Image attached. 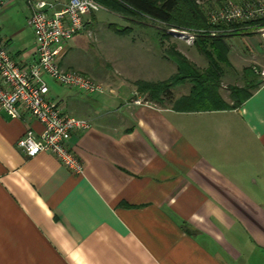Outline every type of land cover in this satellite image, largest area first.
Masks as SVG:
<instances>
[{"label":"crops","instance_id":"0c3cea01","mask_svg":"<svg viewBox=\"0 0 264 264\" xmlns=\"http://www.w3.org/2000/svg\"><path fill=\"white\" fill-rule=\"evenodd\" d=\"M29 1L36 0H3L0 11V41L24 67L36 59ZM97 21L96 13L86 17L60 65L95 73L106 93L82 94L45 77L65 113L91 123L70 140L83 174L49 152L23 155L18 139L43 126L0 108V264H264V89L256 80L252 95L228 109L177 107L191 84L180 95L173 89L182 84L173 87L167 106L136 104L146 95L136 81L167 80L177 65L164 78L173 61L142 23L98 42L114 53L115 67L107 55L105 68L93 66L87 30ZM225 42L223 76L264 65L256 34ZM232 86L228 94L219 88L229 104Z\"/></svg>","mask_w":264,"mask_h":264},{"label":"built area","instance_id":"2783aa9c","mask_svg":"<svg viewBox=\"0 0 264 264\" xmlns=\"http://www.w3.org/2000/svg\"><path fill=\"white\" fill-rule=\"evenodd\" d=\"M0 0V11L3 7ZM30 25L35 43L36 59L28 66L19 64L0 41V108L12 118L30 114L39 121L43 130L37 134L27 129L16 142L17 148L26 157L40 152L53 154L72 172L83 174L84 166L73 151L70 140L74 132L91 127L88 119L65 113L62 101L50 96L45 77H50L58 85L79 90L82 94L106 93V88L87 74L63 69L62 56L67 51V43L85 28L86 17L96 13L102 6L95 0H36L29 1ZM264 12V0L254 3H239L228 0L219 10L210 15V23L246 22L258 18ZM170 35L194 38L195 33L179 28L167 29ZM211 35L218 34L212 30ZM259 76V87L264 89V66L254 68ZM136 104L144 101L136 99Z\"/></svg>","mask_w":264,"mask_h":264},{"label":"trees","instance_id":"16d2710c","mask_svg":"<svg viewBox=\"0 0 264 264\" xmlns=\"http://www.w3.org/2000/svg\"><path fill=\"white\" fill-rule=\"evenodd\" d=\"M109 11L120 16H127L130 10L148 16L162 22L167 26L179 29L194 31L196 49L208 61L206 69H200L193 65L185 56L180 55L174 48L168 50L169 57L176 62L177 72L170 78L159 82L136 81L135 85L141 93H148L152 100H159L160 97L171 99V89L187 81L191 83L190 93L181 97L175 102L177 107L186 110L205 109H228L240 106L252 95L257 87L255 74L252 67H245L242 71L245 79L243 87H230L232 103H226L219 92L220 80L224 74V66L228 64V45L225 42L226 36L236 33H227L228 28L245 31L246 26L264 25V12L256 19L246 22H231L229 24L210 23L197 0H95ZM222 3L225 0H216ZM243 2V3H254ZM110 27H113L110 25ZM115 27V26H114ZM219 30L216 35H211L210 30ZM222 29V31H221ZM234 30V31H236ZM237 30V31H238ZM221 31V32H220ZM116 33H127V28L115 29ZM223 32V33H222ZM165 35V32H163Z\"/></svg>","mask_w":264,"mask_h":264},{"label":"rangeland","instance_id":"374dc122","mask_svg":"<svg viewBox=\"0 0 264 264\" xmlns=\"http://www.w3.org/2000/svg\"><path fill=\"white\" fill-rule=\"evenodd\" d=\"M197 1H198L199 5H201L204 13L206 14L207 19H210V15L213 12L222 8V6H224L228 0H225L222 3H218L216 0H197ZM235 1L239 2V3L248 2V1L252 2V0H235ZM126 15L127 16H125V17L120 16L114 12L109 11L104 6H102V8H100L96 12V16H97L98 21H97L96 25L94 24L93 27H90L87 30L88 31V33H87V41H88V44H87V62L89 61L90 64H92L95 67H98L101 69L105 68V64H106L105 55H107V54H104L102 49L99 48L98 42L101 41V43H102V42L106 41L107 38L109 37V35H111V33L114 32L115 29L118 30V29L127 28V33H119V34H128V33H130L131 29H134L135 32L143 30L142 27H140V25L142 23H146V24H148V26H146L145 31L150 33V37H151L152 33H154V31L156 33V45L155 46H156L157 51H159V49H160L161 52H168V49L173 47L175 51H177L180 55L185 56L193 65L198 66L200 69H203L207 66V64H208L207 59L200 52H198V50L196 49V46H195L196 39H197L196 36H194V38L178 37L175 35H170L168 33L169 38H166V40H162V36L159 38L157 36V32L158 31L164 32L163 30H165L166 31L165 33H167V29L169 30L170 28H174L173 26L169 27L162 22L154 20V19H152L148 16H145L143 14L137 13L133 10H130L128 12V14H126ZM220 23H223V22H220ZM110 25L113 27H110ZM246 28L247 29L245 31L244 30L243 31L238 30L240 28L237 29L238 31L236 29L232 30V29L228 28L226 31H223V32L236 33L235 35L232 34L231 36H242V35H247V34H256L257 37L262 39V41L264 42V25H251V26H246ZM212 30H210V31H212ZM215 30H217V29H215ZM234 30H236V31H234ZM221 31H222V29H221ZM188 32L190 34L192 33V31H189V30H188ZM160 40H162V41H160ZM107 56L109 58L107 60V66L108 67H115V55H114V53L108 54ZM172 61L173 62H172L171 71H169V70L166 71V73H165L166 75H164V78L169 76L168 75L169 72L172 74L175 71V68H176L175 63L176 62H174V60H172ZM263 66L264 65L252 67L253 72L255 74V79L258 82L260 81V79H259V76L257 75V73L254 71V68L260 69ZM81 73H83V72H81ZM84 74H87L93 80H95L97 83L103 85L95 77V73H84ZM242 76H243V73H235V74L234 73H226L225 76L221 77V80H220V87H221V84L224 85V87H222V92L225 94H228V88H227L228 85H231V84L232 85H242L243 84ZM190 84L191 83L189 81H187V82L183 83L181 86L175 87L173 89L174 93H176L175 95L187 93L189 91ZM103 86L105 87V85H103ZM145 100H147L148 102H150L152 104H156L159 106H167L170 103L168 98L165 99L163 97H160L159 100H156V101L152 100L149 98L148 93L145 96H143V98H142V101H145Z\"/></svg>","mask_w":264,"mask_h":264}]
</instances>
